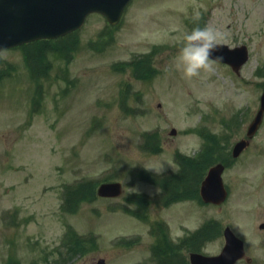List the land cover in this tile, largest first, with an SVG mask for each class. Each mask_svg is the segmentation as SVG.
Wrapping results in <instances>:
<instances>
[{
	"label": "rangeland",
	"instance_id": "rangeland-1",
	"mask_svg": "<svg viewBox=\"0 0 264 264\" xmlns=\"http://www.w3.org/2000/svg\"><path fill=\"white\" fill-rule=\"evenodd\" d=\"M90 16L66 41L70 46H43L51 67L47 75L30 78L23 51L2 52L0 264L10 258L14 264H96L100 259L156 264L150 222L161 223L171 247L183 237L181 257L218 254L228 226L244 240L250 264H264V229L259 228L264 223V121L247 151L225 169L229 195L222 205L196 197L165 207L149 200L130 202L159 194L154 183L138 179L133 170L176 173L173 153H196L205 131L230 135L231 146L245 136L264 81L256 75L264 70V0H132L119 25L106 31L103 17ZM205 25L222 35L218 44L248 47L250 57L239 76L216 63L211 73L183 77L176 61L183 37ZM103 31L107 41L97 52L93 46ZM143 55L150 73L132 72ZM28 59L32 69L36 60ZM152 131L162 146L156 154L144 149L143 133ZM107 178L122 183L120 198L78 201L73 199L78 193H72L77 189L70 188L74 210L61 212L64 185L83 179L82 185L87 179L99 185ZM140 210L142 215H133ZM67 225L76 239L68 256L59 248Z\"/></svg>",
	"mask_w": 264,
	"mask_h": 264
},
{
	"label": "water",
	"instance_id": "water-1",
	"mask_svg": "<svg viewBox=\"0 0 264 264\" xmlns=\"http://www.w3.org/2000/svg\"><path fill=\"white\" fill-rule=\"evenodd\" d=\"M130 0H0V51L39 38H55L80 27L90 12L103 14L110 24H116ZM228 64L238 72L246 62V47L229 49L218 45L213 58ZM264 114V90L260 97V108L248 127L251 137L258 129ZM174 132V131H172ZM247 142L239 141L233 148L237 157L246 148ZM223 166L218 164L209 169L202 182L200 196L205 203L220 204L226 198L222 184ZM119 184H104L98 189L100 196H117ZM225 245L217 256L190 254L191 264H234L244 257L243 243L227 228L224 231ZM249 262V259H247ZM97 264H103L100 260Z\"/></svg>",
	"mask_w": 264,
	"mask_h": 264
},
{
	"label": "trees",
	"instance_id": "trees-1",
	"mask_svg": "<svg viewBox=\"0 0 264 264\" xmlns=\"http://www.w3.org/2000/svg\"><path fill=\"white\" fill-rule=\"evenodd\" d=\"M106 41V38H104L102 42L100 41L98 43H95L96 45L93 46L94 50L100 52ZM33 48L36 49L37 52L35 51V53H32V50H28L26 51V53L31 52L33 54L34 59L38 60L43 65L41 71L42 75H47L50 68V64L45 58V48L42 46L41 43H36ZM63 52L65 53L66 51ZM143 57L144 58L139 60V65L132 66L133 72H139L140 74H142V72L146 74L150 73L151 65L150 63L147 65V61L145 60L147 56L143 55ZM205 138L206 145L204 151L200 155H197L195 158H188L179 154L175 155L176 163H178L179 168L181 170L179 174L170 175L160 179H151L154 184L160 185L163 190L160 200L162 205L166 206L171 202L180 201L182 199H188L193 197L198 198V186L203 178L207 167L211 164V158L213 157L214 161L222 159L221 155L218 156V154H221L224 150L220 138H215L213 135H206ZM222 141L226 142L227 138L222 139ZM149 149L152 153H156L159 150L157 146L153 149L149 147ZM79 188H81V186ZM92 196L93 192H89L88 194L86 193L84 196H73V199L76 198V200L78 201H84V199L87 198L88 200V197ZM73 199H71L70 202L68 200L69 203L66 204V210L68 212H72L74 210ZM155 238L156 242L152 248V252L154 254L156 264H188L187 260L179 256V254L181 253V249H183L182 247H185L184 243L181 244V247L178 245L177 247H171L168 243L169 240L167 239V236L166 234H164L163 231H160L159 234H156ZM80 240L86 241L84 238H80ZM75 241L76 239H74L73 235H68L67 238L64 240V245L62 246V248L64 247L65 253L67 252L66 256L69 255L71 244ZM77 246L78 244L72 251L75 256L79 253ZM13 263V261H9L7 264Z\"/></svg>",
	"mask_w": 264,
	"mask_h": 264
},
{
	"label": "clouds",
	"instance_id": "clouds-1",
	"mask_svg": "<svg viewBox=\"0 0 264 264\" xmlns=\"http://www.w3.org/2000/svg\"><path fill=\"white\" fill-rule=\"evenodd\" d=\"M222 35L214 28L205 25L197 26L183 37V46L180 48L176 61L185 79L198 78L202 73L214 71V65L223 58L213 53L217 51L218 43ZM164 169L161 167L159 172Z\"/></svg>",
	"mask_w": 264,
	"mask_h": 264
},
{
	"label": "flooded vegetation",
	"instance_id": "flooded-vegetation-1",
	"mask_svg": "<svg viewBox=\"0 0 264 264\" xmlns=\"http://www.w3.org/2000/svg\"><path fill=\"white\" fill-rule=\"evenodd\" d=\"M7 53H10V52H7ZM2 55V54H1ZM1 55H0V59H1ZM253 140V139H252ZM252 140H251V142H252ZM251 142H250V144H251ZM264 184V183H263ZM261 189H264V187H261L260 188V190ZM261 192V191H260ZM261 196V198H264L263 196H264V190H263V192H262V194L260 195ZM264 224V223H263Z\"/></svg>",
	"mask_w": 264,
	"mask_h": 264
}]
</instances>
